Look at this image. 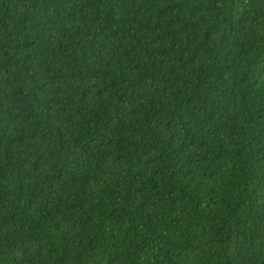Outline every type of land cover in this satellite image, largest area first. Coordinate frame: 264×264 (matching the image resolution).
Wrapping results in <instances>:
<instances>
[{
    "label": "trees",
    "instance_id": "obj_1",
    "mask_svg": "<svg viewBox=\"0 0 264 264\" xmlns=\"http://www.w3.org/2000/svg\"><path fill=\"white\" fill-rule=\"evenodd\" d=\"M149 1L0 0V264H264V0Z\"/></svg>",
    "mask_w": 264,
    "mask_h": 264
},
{
    "label": "clouds",
    "instance_id": "obj_2",
    "mask_svg": "<svg viewBox=\"0 0 264 264\" xmlns=\"http://www.w3.org/2000/svg\"><path fill=\"white\" fill-rule=\"evenodd\" d=\"M159 6L158 0H150L148 5L143 6L146 10H154ZM255 6V15L256 18L262 22L264 25V11L258 6ZM218 28V20L214 16L213 8L209 0H199L194 2L189 10L188 15L180 27L179 30V39L182 44L186 47L195 51V54L191 55L192 63L198 64L203 63L209 60V55L202 54L197 45L208 44L214 37L216 30ZM263 30L260 32L262 33ZM260 33L256 35H248L250 38L258 36ZM87 53L90 54L92 61L97 62L103 68H107L109 66V58L105 49L101 47H93L87 50ZM196 87L199 83H193ZM179 92V91H178ZM174 117V116H173ZM84 121L89 126H97L100 132L108 134L110 128H114L115 135H122L124 123L122 119L117 116H108L102 120L91 119L89 116L84 117ZM176 127L171 123V120L168 125V133L172 134L175 131ZM126 131H130L127 129ZM155 131V128L149 129V133ZM120 132V134H118Z\"/></svg>",
    "mask_w": 264,
    "mask_h": 264
},
{
    "label": "rangeland",
    "instance_id": "obj_3",
    "mask_svg": "<svg viewBox=\"0 0 264 264\" xmlns=\"http://www.w3.org/2000/svg\"><path fill=\"white\" fill-rule=\"evenodd\" d=\"M1 20H2V19H0V21H1ZM3 34H5L7 37L11 38V32H5V31H3ZM57 44H62V43L57 42ZM159 49H163V47L160 46ZM6 50H7V49H4V47H3L2 44L0 43V55H3L2 53H4ZM68 54H69L70 57H73V58L76 57L75 54H71V53H68ZM64 60H66V59H64ZM3 61H4V60L2 59V62H3ZM1 66H2V65H1ZM32 69H34V68H31V69H28V70H24V71H31ZM22 78L25 80L24 77H22ZM181 97L184 98L185 96H179L178 94L174 95V96L171 98V100L168 102V104L171 105V106H173L174 104H181V105H183V106L186 108V110H188L189 108H191V104L185 102V100H181ZM200 109L203 110V107H200ZM225 110H226V109H225ZM197 115L200 116L199 113H197ZM137 128H138V129H141L140 126H137ZM239 157H241V156H239ZM251 168H252V167H240L239 169H240V171H242V172L244 173V175H246V174L251 170ZM238 188H239V185H238V186L236 185L235 187H232V188L230 189V193H229V195H230V196L233 195V194L238 190ZM262 194L264 195V189H262Z\"/></svg>",
    "mask_w": 264,
    "mask_h": 264
},
{
    "label": "crops",
    "instance_id": "obj_4",
    "mask_svg": "<svg viewBox=\"0 0 264 264\" xmlns=\"http://www.w3.org/2000/svg\"><path fill=\"white\" fill-rule=\"evenodd\" d=\"M260 23H262V22L260 21Z\"/></svg>",
    "mask_w": 264,
    "mask_h": 264
}]
</instances>
